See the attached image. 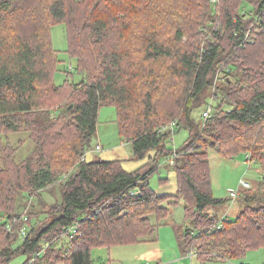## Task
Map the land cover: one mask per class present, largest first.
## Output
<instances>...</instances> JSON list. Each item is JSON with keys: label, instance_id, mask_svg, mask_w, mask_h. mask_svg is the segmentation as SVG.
<instances>
[{"label": "trees", "instance_id": "obj_1", "mask_svg": "<svg viewBox=\"0 0 264 264\" xmlns=\"http://www.w3.org/2000/svg\"><path fill=\"white\" fill-rule=\"evenodd\" d=\"M246 2L255 18L242 11ZM218 9L212 0H0V264L20 254L24 264H93L94 249L149 241L180 199L185 254L207 261L264 250V182L243 191L235 218L221 219L212 210L226 201L213 195L209 155L251 154L264 167V0H221ZM253 19L259 33L246 39ZM58 23L80 82L70 66L56 83ZM212 89L215 112L198 120L193 111ZM106 105L136 159L156 151L144 167L87 160ZM172 122L189 131L177 150L162 131ZM20 132L35 147L17 162L3 135ZM161 155L174 160L177 195L151 187ZM58 182L63 200L42 212L43 227L18 213L24 194L42 202Z\"/></svg>", "mask_w": 264, "mask_h": 264}, {"label": "rangeland", "instance_id": "obj_2", "mask_svg": "<svg viewBox=\"0 0 264 264\" xmlns=\"http://www.w3.org/2000/svg\"><path fill=\"white\" fill-rule=\"evenodd\" d=\"M252 9L253 6L249 2L244 3L242 7V11L245 14L249 15L251 18H255V15L251 12ZM255 21L257 20L253 19L251 22L246 39L249 38L250 32L251 35L254 32L259 33L260 28L255 27ZM219 26H221V24H219ZM250 29H252L253 32L250 31ZM52 37L54 48L58 52L61 61L58 66L59 71L56 74V83L63 84L65 82L67 77L65 69L70 68V66L73 67L75 73L74 82H80L83 79V75L76 73L77 62L75 59H72L67 52V30L64 23H58L53 26ZM223 76L224 75H220V77ZM221 81L222 79L216 81L215 84H219ZM212 91L213 94L207 97L205 104L203 103L194 109L193 116L196 119H201L203 110L209 105L215 107V91L213 89ZM116 118V111L113 106H102L100 110L98 133L94 136L91 143L92 147L86 154L87 160L120 159L122 160L123 167L128 171H134L144 167L149 163L151 157H155L156 151L151 150L143 159H136L134 157L132 144L128 143L125 138L121 137L119 134ZM172 123H170L169 126H163L162 131H171L172 137L169 148L177 150L185 145L189 136V131L185 127L178 129L176 122L173 127ZM7 138L9 140H7ZM3 141L6 144L7 141H10V144L17 148L15 154L17 162L23 161L35 147V144L29 139V135L25 132L11 133L7 135V137L3 135ZM97 145L101 146L100 150L96 149ZM209 155L213 195L218 199L226 201L221 206L213 209V211L218 213L219 217L228 214L227 216L229 218H235L238 212L243 210L246 206L244 197L245 192H242L244 188H241L242 180L251 183L253 189L250 190L249 193L254 192V188H260L264 182V167L257 161L249 162L246 158L247 154L245 153L226 157L217 150L211 149ZM0 164L2 165L4 163L0 162ZM150 183L151 187L159 195L178 194L177 176L174 166L167 161L165 156L161 155L158 157V170L150 177ZM61 184L62 182H58L49 187L48 190L45 189L42 191L41 197L44 202H39L40 199L37 197H32L31 195L26 197V194H24L23 199H21L18 205V213L23 214L25 217L30 215V220L31 217H33V224L38 221L37 223L39 226L43 227L48 220L47 218L41 217V215L44 216L42 212H46L51 205L63 200V194L60 188ZM232 192H240V195L234 198ZM21 220H23V218H19L18 222H22ZM187 227L188 222L185 219V202L180 199L175 206L171 207L170 215L162 221V225L149 241L131 245L114 246L110 249L106 247L94 249L92 252L93 264H264L263 249L249 250L244 256L235 259L213 256L207 261L198 260L197 252L191 256L185 254L181 242V239H183L181 235L185 233ZM67 241V236L61 237L57 243V247L63 248L66 246ZM27 259L28 256L26 254H20L9 264H24ZM57 264L66 263L58 262Z\"/></svg>", "mask_w": 264, "mask_h": 264}, {"label": "built area", "instance_id": "obj_3", "mask_svg": "<svg viewBox=\"0 0 264 264\" xmlns=\"http://www.w3.org/2000/svg\"><path fill=\"white\" fill-rule=\"evenodd\" d=\"M219 1H220V0H212L213 6H214L215 9H218V8H219ZM220 80H221V77H220V73H219L218 76H217V80H216V81H220ZM214 110H215V108H214L213 106L209 105L205 110H203V112H202V113H203V117H204V118L212 117L213 114H214V112H215ZM172 126H173V127L175 126V122L172 123ZM96 149H97V150H100V149H101V146L97 145ZM175 155H176V154H175ZM246 158H247V160H248L249 162H255V161H256L255 159H253V158L251 157V154H247V157H246ZM170 163L173 164V163H174V160H171ZM242 187L244 188L243 190L241 189L242 192H243L244 190H245V191H248V190L252 189V184L242 180L241 188H242ZM131 194H132V195H133V194H136V191L131 192ZM239 195H240V192H239V193L232 192V196H233L234 198H237ZM14 221L17 222V221H18V218H15ZM222 226H223V223L220 221V222L217 224V228H221ZM9 228H10V227H9ZM72 232L75 233V232H76V229H75V228L72 229ZM194 253H195V251H191V252L189 253V255L191 256V255H193Z\"/></svg>", "mask_w": 264, "mask_h": 264}, {"label": "crops", "instance_id": "obj_4", "mask_svg": "<svg viewBox=\"0 0 264 264\" xmlns=\"http://www.w3.org/2000/svg\"><path fill=\"white\" fill-rule=\"evenodd\" d=\"M212 212L214 213L215 211L212 210ZM239 213H240V212H238V214H239ZM238 214H237V215H238ZM227 215H228V214H224V215H222L220 218L228 217Z\"/></svg>", "mask_w": 264, "mask_h": 264}]
</instances>
